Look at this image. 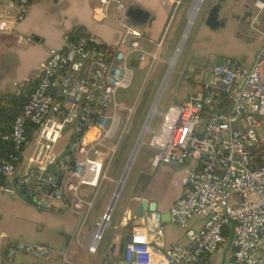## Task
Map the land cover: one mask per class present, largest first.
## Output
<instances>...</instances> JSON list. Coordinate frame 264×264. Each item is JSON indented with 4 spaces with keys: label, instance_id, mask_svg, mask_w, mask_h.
Listing matches in <instances>:
<instances>
[{
    "label": "built area",
    "instance_id": "1",
    "mask_svg": "<svg viewBox=\"0 0 264 264\" xmlns=\"http://www.w3.org/2000/svg\"><path fill=\"white\" fill-rule=\"evenodd\" d=\"M29 1L0 3V32L12 31L23 20ZM204 1H190L182 38ZM113 8L119 12L117 46L97 49L95 38L80 35L50 48L10 132L0 136L15 150L0 158V191L20 195L37 208L70 211L80 225L93 206L82 188L98 191L108 179L106 162L116 152L121 121L117 92L130 86L131 60L155 58L121 0H99L94 16L103 19ZM254 8L256 16H264V0H254ZM160 114L159 127H149L151 115L145 129L151 132L152 167L193 161L181 194L167 210L169 221L185 228L187 244H166L162 212H146L124 242L123 264H200L220 249L226 232L231 233L233 252L222 264H264V41L250 67L223 57L209 80ZM111 209L91 231L84 246L89 253L96 252L111 223ZM194 216L203 218L199 228L188 225ZM16 252L45 259L52 249L16 240L7 256Z\"/></svg>",
    "mask_w": 264,
    "mask_h": 264
},
{
    "label": "crops",
    "instance_id": "2",
    "mask_svg": "<svg viewBox=\"0 0 264 264\" xmlns=\"http://www.w3.org/2000/svg\"><path fill=\"white\" fill-rule=\"evenodd\" d=\"M12 1L0 0V3L10 4ZM121 1L126 4V7L133 4L149 14L145 21L135 24L143 33V46L147 49L149 44L161 42L162 33L169 23L168 17L170 19L174 13L177 0ZM218 1L210 0V6ZM98 3L99 0H30L23 20L17 23L12 31L0 32V95L17 92L20 86L30 79L37 82L49 49L61 48L64 39L76 28H80L81 31L110 49L115 48L119 36L117 23L119 12L113 8L107 17L96 19L94 8ZM182 3L183 0H179L177 7H180ZM221 4V8L227 13L242 16L243 0H228L226 4L222 1ZM188 8L189 5L180 12L177 18L178 25L185 17L187 19ZM208 10L209 8L203 18L206 17ZM127 18L130 21L129 17ZM258 18L257 22L251 18L248 19V23L240 20L241 30L245 27L250 28L245 39L254 42L252 57L248 65H245L246 67H250L264 41V16L259 15ZM223 57L226 56L217 59L215 63ZM212 67L208 70L211 71ZM206 70L207 68L199 67L195 72L202 74ZM193 87L192 91L199 86L195 84ZM192 163V160H188L180 165L161 164L160 167L158 165L155 168V174L152 175L153 181L149 178L145 179L146 183L139 187L140 191L134 195V198L154 200L156 210L162 213L167 212L169 206L181 194L184 180ZM164 179L171 184L169 196L166 195V189H156L152 185L153 182L164 181ZM89 188H82V193L87 199L92 195ZM130 205L137 206L138 203L132 202L125 208L133 210ZM104 211L102 208L96 209L92 206L85 222L80 225L78 215L70 211L52 212L37 208L20 195L11 196L0 191V264H123L124 242L127 240L132 225L141 218L130 222V227L126 229L121 225L126 209L118 211L114 218L111 217V223L108 226L111 230L104 231L96 252L89 253L84 246L89 240L95 221ZM202 221L201 216H194L189 220L188 225L199 228ZM184 230L183 226L166 221L165 243L187 244ZM16 240L46 244L52 249V254L48 258L37 259L28 254L16 252L12 258H9L7 249ZM232 252L231 233L226 232L220 249L205 256L200 264H222Z\"/></svg>",
    "mask_w": 264,
    "mask_h": 264
},
{
    "label": "rangeland",
    "instance_id": "3",
    "mask_svg": "<svg viewBox=\"0 0 264 264\" xmlns=\"http://www.w3.org/2000/svg\"><path fill=\"white\" fill-rule=\"evenodd\" d=\"M189 3L190 0H183L181 6L174 10L171 18L168 17L169 23L162 33L161 42L149 44L147 49L145 48L149 53L153 52L155 58L147 55L143 62L131 60L132 81L130 86L117 92V100L121 103L122 108L119 109L121 121L117 134L118 140L116 139L118 141L116 152L111 161L106 162L108 179L101 182L98 191H96L97 188L90 187L92 195L88 199L93 198L94 208L106 210L119 180L122 179L110 210V215L113 218L118 211L127 209L125 207L129 206L131 202L134 204L139 202L138 197L135 199L134 195L140 191L139 187L146 183L145 179H153L152 175L155 174V168L158 167L151 165L154 153V149L148 143L151 132L144 130L145 123L151 115L149 127L157 129L161 122L160 112L171 102H183L192 92L195 84L200 86L203 81L209 80L210 70L208 69L222 56L238 61L245 68H248L245 65H248L251 60L254 42L245 39L249 31H241L242 23L240 26H238L239 22L231 23L232 25L220 28L215 32L205 31L203 16L210 7V0H205L200 5L190 27L182 38L186 27V17L179 25L177 18ZM239 30L242 34H239ZM176 48L178 51L174 54ZM173 54L175 56L174 63L166 80L163 81L169 62H173V59L170 60ZM199 67L207 68V70L202 74L195 72ZM155 101L156 105H153ZM64 139L62 138V140ZM161 164L166 163H160L159 167ZM152 185L156 189H166V195L169 196L171 184H168L165 179L164 181H155ZM106 189H108L107 192ZM99 219L100 216L95 221L93 228ZM130 222L126 224V229L130 227ZM108 226L103 229L102 234L105 230H111Z\"/></svg>",
    "mask_w": 264,
    "mask_h": 264
},
{
    "label": "trees",
    "instance_id": "4",
    "mask_svg": "<svg viewBox=\"0 0 264 264\" xmlns=\"http://www.w3.org/2000/svg\"><path fill=\"white\" fill-rule=\"evenodd\" d=\"M80 35L89 37V35L81 31L80 28H76L67 37L69 39H73ZM94 46L97 49H110L105 44L99 41H95ZM35 83L36 80L30 79L25 82L22 86H20L17 92H8L0 95V136L2 134L10 132L11 125L15 116L21 112L22 105L27 100L30 92L35 86ZM14 151L15 150L10 142L0 140V158L8 156ZM3 183L4 178L0 176V185Z\"/></svg>",
    "mask_w": 264,
    "mask_h": 264
},
{
    "label": "water",
    "instance_id": "5",
    "mask_svg": "<svg viewBox=\"0 0 264 264\" xmlns=\"http://www.w3.org/2000/svg\"><path fill=\"white\" fill-rule=\"evenodd\" d=\"M254 6V3L252 5L246 4L244 8V14H248L250 17L249 19H253L254 22H257L259 20L258 16H256L255 11L253 12L252 8ZM216 13V12H215ZM126 15L129 17L132 24H136L139 21H145L149 17V14L146 10L139 8L138 6H134L133 4H130L127 6ZM140 18V19H139ZM210 18H215L214 13L212 11L210 12V15L206 18V21H208ZM245 22H249L246 20ZM135 25V26H136ZM121 180H119L120 182ZM120 184H118L115 192L113 193V198H111V201L109 203V207H112V204L114 202V197L118 194ZM156 202L154 200H149L146 198H141L138 202V205L135 209V211L131 210L130 208H127L122 216V226H126L128 222H132L133 220H136L137 218L142 217L146 212L155 211L156 210ZM162 221L166 222L169 221V214L168 212L161 214Z\"/></svg>",
    "mask_w": 264,
    "mask_h": 264
},
{
    "label": "flooded vegetation",
    "instance_id": "6",
    "mask_svg": "<svg viewBox=\"0 0 264 264\" xmlns=\"http://www.w3.org/2000/svg\"><path fill=\"white\" fill-rule=\"evenodd\" d=\"M222 1L225 4L228 3V0H219L218 2L211 4V6L209 7V10L207 11L206 17H205L204 22H203L204 23L203 27H204L205 31L207 30V31H214L215 32V31H218L220 28H224V27L226 28L229 25H232L231 23L235 24V23H237V21L239 22V24H238V26H239L240 20L246 21L249 19L250 16L248 14H244V10H243V14L241 17H238L234 13H230V14L227 13L223 8H221ZM243 2H244L243 5L245 6L246 4L250 5V4L254 3V0H245V1L243 0ZM211 11H212V13H214V16L216 15V19L210 18L208 21H206V18L210 15ZM236 19H238V20L236 21ZM250 25H253V24H250ZM246 26H248V25H246ZM244 30H246V32H247V31H250V28L245 27ZM241 31L244 32L243 30H241ZM241 31L239 32V34H242ZM130 207H132V209L135 211L137 206L130 205Z\"/></svg>",
    "mask_w": 264,
    "mask_h": 264
},
{
    "label": "bare ground",
    "instance_id": "7",
    "mask_svg": "<svg viewBox=\"0 0 264 264\" xmlns=\"http://www.w3.org/2000/svg\"><path fill=\"white\" fill-rule=\"evenodd\" d=\"M195 11H196V7H194V13H195ZM157 101V100H156ZM156 101L154 102V104L153 105H156ZM155 107V106H154ZM151 113H152V110H151ZM151 113H150V115H151ZM150 115H149V117H150ZM148 121H149V119L146 121V123H145V126H144V130L146 129V127H147V123H148ZM144 130H142V131H144ZM142 134H143V132L141 133V136H140V139H141V137H142ZM139 139V140H140ZM138 140V141H139ZM120 184V183H119Z\"/></svg>",
    "mask_w": 264,
    "mask_h": 264
}]
</instances>
